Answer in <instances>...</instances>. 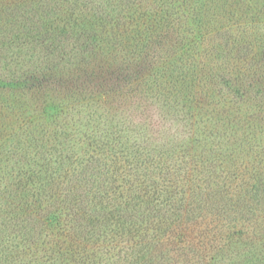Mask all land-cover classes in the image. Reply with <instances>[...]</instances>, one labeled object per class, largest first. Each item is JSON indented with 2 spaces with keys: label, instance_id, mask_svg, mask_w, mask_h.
Segmentation results:
<instances>
[{
  "label": "trees",
  "instance_id": "1",
  "mask_svg": "<svg viewBox=\"0 0 264 264\" xmlns=\"http://www.w3.org/2000/svg\"><path fill=\"white\" fill-rule=\"evenodd\" d=\"M187 1L0 0V99L42 94L16 125L0 108V264H215L239 240L264 264V24H195ZM117 93L165 98L193 141L153 155L122 124H60Z\"/></svg>",
  "mask_w": 264,
  "mask_h": 264
},
{
  "label": "rangeland",
  "instance_id": "2",
  "mask_svg": "<svg viewBox=\"0 0 264 264\" xmlns=\"http://www.w3.org/2000/svg\"><path fill=\"white\" fill-rule=\"evenodd\" d=\"M246 4H253L249 0ZM257 1V0H256ZM199 2V3H196ZM240 1L239 0H192V3L190 1H187V5L189 8L196 9L197 11H201V8L206 12V14H203L199 16L197 19L194 20L195 24L203 23L204 20L209 19L208 16L219 18L222 21H218L217 24L219 27H223L227 24V20H230L232 16L233 18H253L261 21V24H264V0H258L257 6L256 4H253L252 6H249L248 13L245 14V17L242 14V10L240 7ZM172 12L175 14L180 15V4L179 2H176L175 5L172 4ZM170 6L169 9L172 8ZM243 9V7H242ZM189 27L196 28V26L192 23L189 24ZM190 29V28H188ZM253 41L255 39H252ZM152 43V42H151ZM155 48H166V55L171 54L170 52L174 50L173 48V35H166V38L163 40L162 38H157L156 42L153 43ZM152 51V50H151ZM207 70L213 71L217 70V65L214 63H210L207 66ZM245 68V67H244ZM200 69V68H199ZM245 70V69H244ZM201 72V71H200ZM200 77L203 78L205 76L202 72L200 73ZM219 75L226 76L227 71L225 69H222V71L218 72ZM25 82V81H24ZM163 82V81H162ZM32 82H28L26 84H21L15 91H11L7 94H5L4 97L0 99V108L3 109V106L8 108L6 111L7 117L11 122L9 124L16 125L20 119L22 118L20 116L21 110L24 112V116H28V110L30 104H33L36 106L34 102V96L40 97L41 95H37L36 93L32 92L30 88L32 87ZM164 84V83H163ZM36 87H33V90L36 91ZM221 89L223 91L224 87L221 86ZM52 90L51 87H49L48 93ZM153 96V95H151ZM155 98V97H152ZM156 100L160 101L164 106L168 108L171 114L178 117L185 125V128L187 130L186 138L180 141H172L165 144H156L153 142H149L147 140H137L134 138V134L136 133V129L129 123H126L127 115H128V109L130 107V101L131 99H124L120 98V95L117 93L114 95L113 100H110V103L103 104L102 107L100 105L98 107H95L91 110H89L87 113L85 112L86 108H83L82 105H79V103L71 102L69 106H67L61 116H60V124L62 126H65V124H73L76 126L77 130L80 132L87 131L84 126L85 124L90 123L91 126H99L101 122H111V125H117L122 124L124 125L122 128L127 129L129 133L130 140L126 141V139H123V144L125 146L130 147L132 144H141L142 146H145V150L150 151L155 154H159L160 151H170L169 148L179 147L188 145L190 143L189 140L193 141V139L190 136V133L193 132V122L188 119L187 116L183 115L180 110L176 113L175 110H172V104H167V100L165 98H155ZM59 104H61L60 101H58ZM179 106L182 107V103L179 101ZM181 109V108H180ZM4 110V109H3ZM68 110V111H67ZM192 112V111H191ZM23 114V113H22ZM5 115H1L0 119H5ZM3 123L2 121H0ZM72 125V126H73ZM86 127V126H85ZM106 126L102 125V128ZM193 138H197L202 140V138L196 137V135H193ZM261 138H258V143ZM262 142V141H260ZM14 146L21 145V139L19 137V133H17L15 139L12 141ZM11 143V144H12ZM262 144V143H261ZM18 148V147H17ZM7 149V148H6ZM13 148H9V150H12ZM177 149V148H176ZM180 149V148H179ZM189 148L186 147L185 150H188ZM118 151H124L125 150H118ZM190 152V150H188ZM196 151V150H192ZM197 152H201L200 148H198ZM141 154H146L144 152H140ZM192 153V152H190ZM202 153V152H201ZM194 154V153H192ZM152 173V172H151ZM239 229V227L237 228ZM240 229H243L240 227ZM245 232V231H244ZM239 240V239H238ZM241 240L237 241L233 247L229 249L223 250V254L217 257V260L215 261V264H237L245 261V255L249 253V247H247L245 242H240ZM221 252V253H222Z\"/></svg>",
  "mask_w": 264,
  "mask_h": 264
},
{
  "label": "clouds",
  "instance_id": "3",
  "mask_svg": "<svg viewBox=\"0 0 264 264\" xmlns=\"http://www.w3.org/2000/svg\"><path fill=\"white\" fill-rule=\"evenodd\" d=\"M148 55L153 59H160L166 55V48L157 47ZM126 123L136 129L135 139L156 144L180 141L187 134L184 123L152 97L136 96L131 99Z\"/></svg>",
  "mask_w": 264,
  "mask_h": 264
}]
</instances>
